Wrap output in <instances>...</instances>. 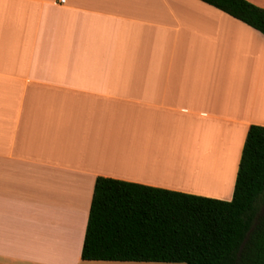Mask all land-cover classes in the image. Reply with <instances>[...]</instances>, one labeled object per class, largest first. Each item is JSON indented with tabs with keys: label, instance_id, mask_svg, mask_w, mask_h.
Returning a JSON list of instances; mask_svg holds the SVG:
<instances>
[{
	"label": "crops",
	"instance_id": "1",
	"mask_svg": "<svg viewBox=\"0 0 264 264\" xmlns=\"http://www.w3.org/2000/svg\"><path fill=\"white\" fill-rule=\"evenodd\" d=\"M251 124L264 35L208 3L0 0V264H131L81 258L96 177L230 200Z\"/></svg>",
	"mask_w": 264,
	"mask_h": 264
},
{
	"label": "trees",
	"instance_id": "2",
	"mask_svg": "<svg viewBox=\"0 0 264 264\" xmlns=\"http://www.w3.org/2000/svg\"><path fill=\"white\" fill-rule=\"evenodd\" d=\"M201 1L264 35V8ZM81 258L264 264V126L248 128L230 200L96 177Z\"/></svg>",
	"mask_w": 264,
	"mask_h": 264
},
{
	"label": "rangeland",
	"instance_id": "3",
	"mask_svg": "<svg viewBox=\"0 0 264 264\" xmlns=\"http://www.w3.org/2000/svg\"><path fill=\"white\" fill-rule=\"evenodd\" d=\"M261 208V206L259 207ZM131 264H187L186 262H145V261H130Z\"/></svg>",
	"mask_w": 264,
	"mask_h": 264
},
{
	"label": "built area",
	"instance_id": "4",
	"mask_svg": "<svg viewBox=\"0 0 264 264\" xmlns=\"http://www.w3.org/2000/svg\"><path fill=\"white\" fill-rule=\"evenodd\" d=\"M64 1H65V0H60V2H62V3H63Z\"/></svg>",
	"mask_w": 264,
	"mask_h": 264
},
{
	"label": "bare ground",
	"instance_id": "5",
	"mask_svg": "<svg viewBox=\"0 0 264 264\" xmlns=\"http://www.w3.org/2000/svg\"><path fill=\"white\" fill-rule=\"evenodd\" d=\"M232 165V164H231Z\"/></svg>",
	"mask_w": 264,
	"mask_h": 264
}]
</instances>
